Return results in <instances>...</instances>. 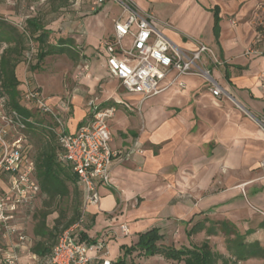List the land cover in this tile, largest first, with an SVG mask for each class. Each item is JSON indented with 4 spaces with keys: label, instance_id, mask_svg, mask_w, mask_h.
<instances>
[{
    "label": "crops",
    "instance_id": "1",
    "mask_svg": "<svg viewBox=\"0 0 264 264\" xmlns=\"http://www.w3.org/2000/svg\"><path fill=\"white\" fill-rule=\"evenodd\" d=\"M132 1L142 13L171 25L166 36L179 49L192 51L198 42L213 52L222 64L214 67L204 61L201 66L209 69L211 80L223 93L214 97L209 83L196 76L182 77L183 88L171 86L150 98L127 93L108 74L104 53V75L99 74L95 84L103 76L112 82L103 85L99 99L85 101L72 94L68 110L62 111L61 88L46 94L36 84L51 109L61 112L69 134L91 121L92 100L98 108L118 106L108 120V130L109 148L120 155L111 162L109 185L97 186L98 205L87 208L77 233L82 242H86L83 236L96 242L104 231L107 236H122L120 225L131 235L160 229L164 221H187L189 226L198 219L192 215L203 210L198 206L210 204L202 198L204 193L224 189L226 183L229 192L250 185L252 180L246 178L253 172L259 177L258 164L264 159V137L230 103L255 117L264 114V53L260 51L264 48L255 40L254 28L264 0ZM214 12L218 15L217 37ZM112 33L99 35V43ZM25 70L21 64L16 67L19 86L26 78ZM215 196L216 200L224 198Z\"/></svg>",
    "mask_w": 264,
    "mask_h": 264
},
{
    "label": "built area",
    "instance_id": "2",
    "mask_svg": "<svg viewBox=\"0 0 264 264\" xmlns=\"http://www.w3.org/2000/svg\"><path fill=\"white\" fill-rule=\"evenodd\" d=\"M105 1L116 3L122 11L120 18L113 22L112 35L103 41L101 47L108 74L118 81L123 90L150 98L171 86L183 88L184 84L180 81L182 77L196 76L209 83L214 97H220L223 92L211 80L209 69L201 66L204 61L214 67L222 64L208 47L196 42L194 50L183 51L166 36V32L171 30L168 22L159 20L151 13H142L132 0H98V5ZM124 41H128V49H125ZM34 53V49H31L26 54V65L32 62ZM170 74L172 77L167 80ZM165 80L167 84L161 88L160 84ZM22 86L21 103L49 116L55 123L54 133L60 149L59 161L72 170L82 189L79 219L58 236L50 254L42 259L44 264H112L104 256L107 252L103 240L88 244L79 241L77 233L85 222L87 208L98 205L97 186L109 185L111 162L120 155L109 148L111 137L108 120L114 116L115 108H98L91 102V121L75 134H69L61 112L51 109L38 87L26 80ZM261 87L264 91V78L261 80ZM59 102L60 109L67 111V103L61 100ZM244 113L264 133V117H255L247 111ZM24 129V120L15 113H6L4 101L1 100L0 226L5 230V236L14 232L9 222L16 209L33 201L39 193V186L34 178V164L25 151ZM258 170L259 179L264 181V159L258 164ZM119 229L122 234H128L124 225H120ZM23 240V237L19 238V241ZM13 262L14 257L7 259V264H14Z\"/></svg>",
    "mask_w": 264,
    "mask_h": 264
},
{
    "label": "rangeland",
    "instance_id": "3",
    "mask_svg": "<svg viewBox=\"0 0 264 264\" xmlns=\"http://www.w3.org/2000/svg\"><path fill=\"white\" fill-rule=\"evenodd\" d=\"M262 8L257 13L254 28L256 30L257 27H260L263 31H256L255 40L257 39L258 44L264 48V6ZM121 14L120 6L112 1H105L100 5H98V0L68 2L59 0H2L0 2V18L17 28L20 29L27 19L35 17L50 32L48 43L55 44L58 39L73 40L74 50L71 54L46 57L36 70H30L32 64L26 65L23 62V65L21 63L22 67L27 66L25 67L26 78L23 82L26 80L33 86L36 84L42 86V90L46 94L57 93L61 88V94L58 97L60 96L61 101L67 103L68 106L72 94L83 96L85 101L90 100V98L99 99L104 92L103 85L112 82L109 77L103 76L100 83L95 84L98 75L102 73L104 75L105 71L101 47L103 41L99 43V35L107 34L112 30L113 22L119 19ZM98 22H101V25ZM123 44L125 49H128V41H124ZM34 46L36 49L35 43ZM251 47L254 48V45L252 44ZM260 51L264 53V50ZM111 84V88H114L115 83ZM18 89L22 92L23 86H19ZM90 90H92V96L89 95ZM116 93L120 94L119 91ZM115 97L116 95L112 99ZM230 103L264 137L260 127L244 111L239 109L236 103L232 101ZM117 107L115 108L117 109ZM261 116L264 117V114L259 115V117ZM28 138L32 154L37 153L41 145V137L32 133L28 134ZM244 179L241 178V180ZM246 179L252 180L250 185L238 190L227 191L226 183L224 189L210 190L206 192V195L204 193L202 198L208 199L210 204L203 207L198 206V210H203L201 213L197 212L192 215V218L197 219L198 217V219L189 226H186L187 221L177 223L164 221V226L159 229L162 240L158 245L179 249L190 245H200L207 239L213 250L225 253L224 237L220 233L216 236L206 237L202 231L191 237L186 236L187 231L195 222L207 218L211 221H228L235 226L240 234L250 231L251 234L245 236V241H257L264 248V228H260V224L264 222V181L260 180L259 177L257 178L254 172ZM244 182L241 181L242 184ZM0 186L2 187L1 183ZM216 193L224 198H217L218 200H216ZM222 193L224 194L222 195ZM43 201L44 197L39 195L30 203L21 205L16 209L13 219L9 222L11 229L14 230L12 235L5 236V230L0 226V264H7V259L12 257H14V264H44V261L34 256L30 250L34 242L37 241L32 232L36 224L33 216L42 209ZM71 205L70 200H63L50 208L52 214L46 219L48 228H51L53 221L60 217L61 223L56 235L61 232L63 225L71 218ZM105 233L106 231L99 233V240L104 241L105 252H107L106 255H104L105 253L103 255L113 262L117 258H121L127 249L138 242L139 238L138 234L131 235L128 233L124 235L121 233L122 236L114 237L107 236ZM20 237H23L24 240L19 241ZM125 262L126 264H183L182 262L166 260L161 256L145 257L138 251L126 254ZM240 264H264V262L251 259Z\"/></svg>",
    "mask_w": 264,
    "mask_h": 264
},
{
    "label": "trees",
    "instance_id": "4",
    "mask_svg": "<svg viewBox=\"0 0 264 264\" xmlns=\"http://www.w3.org/2000/svg\"><path fill=\"white\" fill-rule=\"evenodd\" d=\"M213 16V32L217 37V12H214ZM256 31L263 32L260 27H257ZM49 35L50 32L35 17L27 19L20 29L0 18V99L4 101L6 113H15L24 120L26 155L34 164V178L39 186L37 197L39 195L44 197L42 209L33 216L36 224L32 232L37 241L30 249L31 253L40 259H45L50 254L58 236L79 219L82 206V189L77 177L69 167L59 161L60 149L54 133L55 123L49 116L21 103V91L18 89L20 83L15 75L16 67L24 62L26 54L31 49H34L35 55L30 63L32 64L30 70L38 69L46 57L69 55L74 50L72 39H58L55 44H50L48 43ZM32 133L41 137V145L35 154H32L28 138V134ZM63 200L71 201L72 216L63 225L61 232L56 235L61 223L60 217L53 221L51 228H48L46 219L52 214L50 208ZM260 228H264V222L260 224ZM202 231L206 237L222 234L225 253L213 250L207 239L200 245H190L179 249L158 245L162 236L159 235L158 228H152L138 234V242L127 249L121 258L111 262L112 264H126V254H132L135 251L145 257L161 256L166 260L183 264H240L251 259L264 262V248L257 241H245V236L251 234L250 231L240 234L228 221H211L204 218L195 222L187 231L186 236L191 237ZM83 238L88 244L95 243L86 239L85 236Z\"/></svg>",
    "mask_w": 264,
    "mask_h": 264
},
{
    "label": "bare ground",
    "instance_id": "5",
    "mask_svg": "<svg viewBox=\"0 0 264 264\" xmlns=\"http://www.w3.org/2000/svg\"><path fill=\"white\" fill-rule=\"evenodd\" d=\"M251 184H252V183H251ZM247 186H248V185H247ZM244 189H245V188H244ZM244 189H243V190H244Z\"/></svg>",
    "mask_w": 264,
    "mask_h": 264
}]
</instances>
